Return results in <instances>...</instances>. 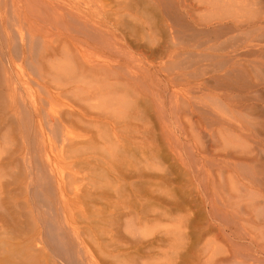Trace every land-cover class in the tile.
Masks as SVG:
<instances>
[{"label": "bare ground", "instance_id": "bare-ground-1", "mask_svg": "<svg viewBox=\"0 0 264 264\" xmlns=\"http://www.w3.org/2000/svg\"><path fill=\"white\" fill-rule=\"evenodd\" d=\"M136 2L138 12L145 0ZM261 3L264 0L207 2L214 13L197 24H207L214 32L220 27L258 31L247 32L237 50L220 43L218 50L226 52L210 54L216 70L210 79V117L199 111L207 109L205 102H191L194 106L188 108L196 107L199 117L217 125L219 143L230 146L217 156L221 167L226 159L232 162L236 176L226 180L229 188L223 187L225 180L218 186L225 191L235 189L233 184L255 186L250 192L259 193L262 200L264 125L249 117L264 115ZM102 5L101 0H0V264H124L125 259L138 264L135 260L160 256L167 245L168 250L161 249L166 256L162 264H221L226 258L196 249V240L178 249L170 244L175 238H163L150 227L157 216L149 213L150 202L163 199L158 187L172 185L177 161L172 158L166 167L158 147L142 148L159 146L149 129L150 112L159 123L167 114L164 105L160 108L165 118L150 104L144 73L124 65L125 71H120V64L107 59L113 60L121 50H113L118 34L98 22L102 16L112 15L115 30L126 27L122 30L141 39L129 19L132 0H109L103 11ZM117 13L122 20L114 16ZM64 96L67 101L62 102ZM68 127H76L79 134L68 135ZM232 134L238 137L229 138ZM249 139H256V144ZM162 141L170 139L162 136ZM64 155L69 161L63 166L57 159ZM179 169L177 176L182 174ZM190 173L195 171L188 168ZM30 195L45 207L35 218L31 208L19 206L30 202ZM169 197L167 193L161 202ZM247 199L244 227L258 225L260 231L246 230L239 236L245 244L241 264H264V202ZM189 236L196 237L184 234L186 240Z\"/></svg>", "mask_w": 264, "mask_h": 264}, {"label": "rangeland", "instance_id": "rangeland-1", "mask_svg": "<svg viewBox=\"0 0 264 264\" xmlns=\"http://www.w3.org/2000/svg\"><path fill=\"white\" fill-rule=\"evenodd\" d=\"M108 1L101 0L103 4L102 11L108 9V5H106ZM209 1L211 0H145L144 3L139 4L140 10L136 12L137 2L132 0V15L129 19L133 29L140 32L137 38L141 39L138 41L135 40L132 33L122 30L126 27L115 30L116 27L110 18L112 15L110 17L104 15L98 22L108 26L110 31L118 34V39H116L118 41L116 42L119 44L113 45L115 47L113 50L117 52L121 50L120 54H115L113 60L107 57L108 54H105L107 59L112 64H120V71L128 67L131 71L136 70L137 73H144L142 80L145 81L146 90L141 89L149 95L150 104L155 105L157 112L159 110V112H163L164 110L167 114V116L164 112L162 114V117L165 115L166 118L163 117L165 120L160 122L164 123L161 129L158 117L151 109L149 118L152 126L149 129L155 133L156 143L159 146L142 148L150 151L158 147L156 151L161 155L163 164L166 167L174 162L172 158L177 161V166L173 167L175 173L172 175L174 177L172 185L167 183L158 187V191L163 194L161 201L166 198L167 193L170 195L168 202H150L149 213L157 215L149 223L150 227L152 229L156 228V232H160V235H164L165 238H168V236L175 238L172 242L170 241V244L174 243L173 245L177 246L178 249L190 240H196V249L208 254L217 252L218 257L226 258L221 264H241L245 244L239 236L244 235L246 230L251 232L260 231L258 225L244 227L242 218L247 210V198H251L253 202H264V199L261 200L259 193L250 192L255 190V186L247 185L244 188L238 184H233L235 189L232 188L231 191L229 189L225 191L222 188V185L226 189L229 188V183L226 180L236 176V172L231 171V168H233L232 162L226 159L225 165L221 167V162L217 156L222 148L226 147L229 150L230 146L225 142L219 143L221 134L214 128L217 125L211 126L209 118L199 117L197 112L202 111L203 115L208 117L211 114L212 105L209 103L213 91L210 89L212 85L210 79L214 70L212 62L215 58L210 54L215 52V54H223L226 52L225 49L218 50L220 43L222 45L225 43L223 46L227 50H237L244 44L247 32L255 34L258 30L250 28L234 31L229 28L224 30L220 27L222 31L219 32L217 29L218 31L215 30L216 32H214V28L207 27V24H197L196 21L199 22L206 16L209 17L210 13H214L207 5ZM258 5L259 7L264 6L262 3ZM158 10L161 15L159 13L155 15ZM118 14L114 16L122 20V17H119ZM134 23L136 24L134 25ZM140 23L142 25L138 27ZM198 26L202 28H198ZM214 34L216 35L214 36ZM126 35L128 36L126 37ZM132 40H135V42ZM142 41H145V44ZM130 42L132 45H130ZM139 42L142 43L143 47L137 45ZM98 56H101L102 59L106 58L103 55ZM92 57H97V55ZM32 76L33 74H30V77ZM204 82L207 83L204 84ZM119 84L122 83L119 82ZM60 100L62 102L67 101V96L60 97ZM174 102H177V104ZM191 102L200 104L205 102L208 107L199 111L196 107L190 109L188 108L190 105L194 106ZM163 105L165 109L161 110L160 107ZM191 110H194V112L191 113ZM175 113L182 115L174 116ZM249 117L254 122L264 125V115H258L255 118ZM213 131L216 136H212ZM67 132L68 135L77 136L80 130L76 127H68ZM162 136L168 137L170 142L164 143ZM235 136L238 137V135L232 134L229 138L236 139ZM249 140L252 144H256V139ZM217 143L219 144L216 145ZM139 150L134 153L135 156L139 155ZM145 154L153 156L150 153ZM57 160L64 166L69 158L64 155L58 157ZM178 168L182 173L179 174L180 176L176 175L178 174ZM188 168L193 169L195 173L187 174ZM224 180L226 184L218 186L219 181ZM29 198L30 202H27V204L20 202L19 206L25 210L31 208L32 217L35 218L38 211L40 213L45 207L37 202V198L31 195ZM259 206L262 207L261 204ZM69 207H73L72 202H69ZM255 208L252 209V212ZM52 210H54V206ZM44 215L48 216L46 212ZM208 224L214 226L210 231L205 228V225ZM262 231L264 232V229ZM191 232L196 237L189 236V240H186L184 234L192 235ZM167 246L161 247V249L166 248L168 250ZM161 249L158 254L160 256L143 257L135 261L138 264L143 262L146 264H162L166 260V256L162 254ZM227 255H229L228 258ZM172 260L173 257H170V261ZM123 263L135 264V262L128 259L123 260Z\"/></svg>", "mask_w": 264, "mask_h": 264}]
</instances>
